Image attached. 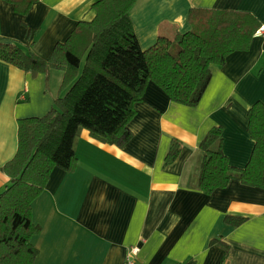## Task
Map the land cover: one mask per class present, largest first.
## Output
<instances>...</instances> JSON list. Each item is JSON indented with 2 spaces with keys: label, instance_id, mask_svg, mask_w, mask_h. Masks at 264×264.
<instances>
[{
  "label": "crops",
  "instance_id": "1",
  "mask_svg": "<svg viewBox=\"0 0 264 264\" xmlns=\"http://www.w3.org/2000/svg\"><path fill=\"white\" fill-rule=\"evenodd\" d=\"M96 1L38 0L21 16L0 0V41L46 60L79 22L94 18ZM205 10L247 13L259 28L246 49L210 67L196 107L171 102L150 82L134 105L126 144H102L81 131L75 170L54 168L31 204L39 227L33 264H124L130 247L139 249L138 264H264V190L230 181L205 195L189 185L198 146L213 127L223 129L231 167L243 169L251 156L247 112L264 105V32L256 34L264 0H139L130 19L145 51L159 37L193 30ZM62 78L59 70L35 75L0 61V193L10 183L1 168L17 152L18 121L45 116L67 91ZM173 140L181 150L165 165ZM227 216L245 221L233 226Z\"/></svg>",
  "mask_w": 264,
  "mask_h": 264
},
{
  "label": "trees",
  "instance_id": "2",
  "mask_svg": "<svg viewBox=\"0 0 264 264\" xmlns=\"http://www.w3.org/2000/svg\"><path fill=\"white\" fill-rule=\"evenodd\" d=\"M26 16L38 0H2ZM139 0H97L94 18L79 22L68 39L56 44L48 59L26 53L18 44L0 41V61L31 74L59 70L62 97L41 118L18 121V147L1 168L9 185L0 193V264H33L38 254L31 239L39 227L31 221V204L45 189L54 168L75 170V148L82 130L102 144L123 146L132 137L127 128L134 105L152 82L173 103L196 107L211 79V66L248 47L258 21L250 14L203 11L198 25L172 38L159 37L143 51L130 14ZM247 133L254 146L243 169L231 167L222 152V127L210 129L198 146L189 185L205 195L230 181L264 190V105L247 112ZM173 140L165 165L179 155ZM245 220L225 217L238 226ZM216 241H211L215 243Z\"/></svg>",
  "mask_w": 264,
  "mask_h": 264
},
{
  "label": "built area",
  "instance_id": "3",
  "mask_svg": "<svg viewBox=\"0 0 264 264\" xmlns=\"http://www.w3.org/2000/svg\"><path fill=\"white\" fill-rule=\"evenodd\" d=\"M262 29H261L262 31L260 30L256 34L260 35L262 32H264V28ZM138 252H139V249L137 247H130L126 252V255L124 258V264H138L137 263Z\"/></svg>",
  "mask_w": 264,
  "mask_h": 264
}]
</instances>
